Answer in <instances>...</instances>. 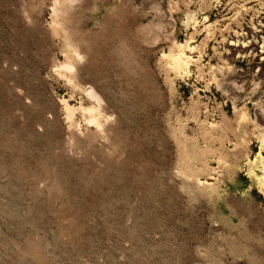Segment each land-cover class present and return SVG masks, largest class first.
<instances>
[{"label": "rangeland", "instance_id": "obj_1", "mask_svg": "<svg viewBox=\"0 0 264 264\" xmlns=\"http://www.w3.org/2000/svg\"><path fill=\"white\" fill-rule=\"evenodd\" d=\"M260 23L264 0H0V264H264V73L227 51Z\"/></svg>", "mask_w": 264, "mask_h": 264}, {"label": "bare ground", "instance_id": "obj_2", "mask_svg": "<svg viewBox=\"0 0 264 264\" xmlns=\"http://www.w3.org/2000/svg\"><path fill=\"white\" fill-rule=\"evenodd\" d=\"M169 4V2H167ZM258 22V21H257ZM245 29V28H244ZM250 29V28H249ZM256 29V28H255ZM259 30L255 33H247L244 36L236 37L234 36L229 42H227V51L229 54V59L231 61L237 59V58H244L246 59V62L249 66L250 70H258L261 72L259 76H262L264 73V23H260ZM251 30V29H250ZM246 31V30H245ZM248 31V30H247ZM241 35V34H240ZM229 38H227L228 40ZM226 43V42H225ZM183 46V45H182ZM177 54V53H176ZM226 54V53H225ZM179 55V54H178ZM227 57V56H226ZM164 58V57H163ZM174 58V57H173ZM182 61V60H181ZM239 61V60H238ZM176 63V62H175ZM179 66V65H177ZM62 67V66H61ZM65 67V66H64ZM180 68V67H179ZM181 69V68H180ZM223 69V68H222ZM219 70V69H218ZM245 70V69H244ZM243 70V71H244ZM225 71V70H224ZM240 72L239 74L232 75L227 74V77L224 79V83H221V89L224 88L226 91H228L235 99H238L237 89L235 85L237 82L247 84L249 76L246 72ZM237 72V71H236ZM224 73V72H223ZM227 73V72H226ZM222 77V76H221ZM219 81V80H218ZM221 81V80H220ZM223 84V85H222ZM248 87V86H247ZM246 87V88H247ZM223 89V90H224ZM222 91V90H221ZM262 91V90H261ZM92 92V91H91ZM90 93L91 98H96V95L92 92ZM244 92V91H243ZM247 92V91H246ZM245 92V93H246ZM259 92V91H258ZM258 94V93H256ZM89 95V94H88ZM254 96V95H253ZM252 97V96H251ZM258 100H262L264 103V93L261 92L258 94L257 97ZM98 100V98L96 99ZM264 106V105H263ZM262 106V107H263ZM263 109V108H261ZM69 112L72 113L74 110L69 107ZM68 115V114H67ZM72 115V114H70ZM242 117V116H241ZM96 119V117H95ZM245 120V118H242ZM93 120V119H92ZM97 120V119H96ZM260 121V120H259ZM89 122V121H88ZM96 122V121H94ZM262 124H264V117L261 118L260 121ZM101 128V127H100ZM264 146V143H263ZM262 167V166H261ZM263 169V168H262ZM264 175V174H263ZM264 177V176H263ZM262 180V179H261ZM261 185V184H260Z\"/></svg>", "mask_w": 264, "mask_h": 264}]
</instances>
